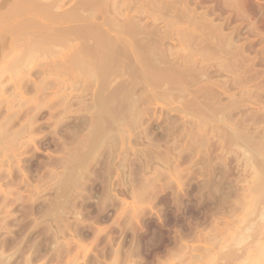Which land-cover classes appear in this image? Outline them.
Masks as SVG:
<instances>
[{"label": "rangeland", "instance_id": "374dc122", "mask_svg": "<svg viewBox=\"0 0 264 264\" xmlns=\"http://www.w3.org/2000/svg\"><path fill=\"white\" fill-rule=\"evenodd\" d=\"M0 264H264V0H0Z\"/></svg>", "mask_w": 264, "mask_h": 264}, {"label": "bare ground", "instance_id": "6f19581e", "mask_svg": "<svg viewBox=\"0 0 264 264\" xmlns=\"http://www.w3.org/2000/svg\"><path fill=\"white\" fill-rule=\"evenodd\" d=\"M235 252H236V251H235ZM232 254H233V253H232ZM227 255H228V254H227ZM258 255H259V254H258ZM232 256H233V255H232ZM232 256H231V257H232ZM227 257H228V256H227ZM231 257H230V258H231Z\"/></svg>", "mask_w": 264, "mask_h": 264}]
</instances>
